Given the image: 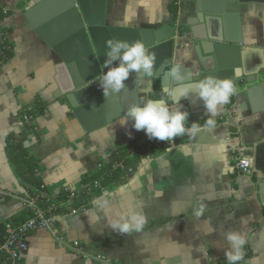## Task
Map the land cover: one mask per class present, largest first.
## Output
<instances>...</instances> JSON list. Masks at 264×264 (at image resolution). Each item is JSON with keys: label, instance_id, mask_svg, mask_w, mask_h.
Instances as JSON below:
<instances>
[{"label": "crops", "instance_id": "crops-1", "mask_svg": "<svg viewBox=\"0 0 264 264\" xmlns=\"http://www.w3.org/2000/svg\"><path fill=\"white\" fill-rule=\"evenodd\" d=\"M28 2L0 0V53L2 26L14 42L13 56L0 63V223L16 220L30 209L26 201L38 196L16 175L7 152L8 136L25 132L22 111L45 105L25 145L40 160L46 195L53 201L80 187L119 145L149 140L146 132L135 130L134 121L120 123L126 115L115 97L108 98L101 115L93 106L84 108L82 121L56 96L60 59L25 18ZM238 2L247 72L264 73V0ZM176 5L175 0H106L105 24L132 29L175 25ZM179 53L194 56L186 44ZM148 98L143 94L139 101ZM232 100L215 118V132L187 135L184 144L172 141L163 153L143 158L108 194L78 208L65 205L70 212L56 215L54 229L30 234L22 264H224L229 230L247 233L251 255L241 264H264V194L257 191L253 172L243 173L236 163L240 153L255 157L264 173V111L253 112L246 96ZM207 119L189 112L188 125L196 122L202 128ZM201 204L207 210L196 220L194 210ZM141 209L148 217L142 233L122 235L110 227Z\"/></svg>", "mask_w": 264, "mask_h": 264}, {"label": "water", "instance_id": "water-1", "mask_svg": "<svg viewBox=\"0 0 264 264\" xmlns=\"http://www.w3.org/2000/svg\"><path fill=\"white\" fill-rule=\"evenodd\" d=\"M178 4L175 25L155 29L106 26V0H29L24 16L59 57L55 66L56 96L62 97L81 120V112L89 106L101 115L108 98L121 100L126 115L130 106L140 102V95L159 98L164 85L179 88L208 76L233 79L238 95L248 98L253 112L264 111V73L247 72L249 60L242 49L238 0H178ZM109 40H142L156 53L155 75L149 78L133 72L123 91L106 97L100 79L107 71ZM183 44L194 51V56L181 57L179 47ZM176 62L183 66L179 82L169 77ZM181 104L195 119L202 120L206 115L204 102L195 93L181 98ZM251 172L257 191L264 194V173L257 161Z\"/></svg>", "mask_w": 264, "mask_h": 264}, {"label": "clouds", "instance_id": "clouds-1", "mask_svg": "<svg viewBox=\"0 0 264 264\" xmlns=\"http://www.w3.org/2000/svg\"><path fill=\"white\" fill-rule=\"evenodd\" d=\"M107 71L100 79V85L107 97L111 93H120L126 88V81L130 74L153 77L156 73L157 56L149 50L142 40L134 42L109 40L106 43ZM183 66L176 62L171 68L169 77L177 82L182 80ZM195 93L204 102L208 119L201 126L193 122L188 127L189 112L183 109L181 98H187ZM239 89L231 78H218L208 76L195 83H185L181 87L164 85L159 98H148L129 107L126 117L120 123L124 126L130 120L134 121L136 131L146 132L149 139L162 142L176 140L177 137L195 135L198 131L215 132L217 128L216 117L221 115L225 107L237 96ZM238 119L241 116L237 117ZM131 135V133H129ZM245 165L254 166L255 157L245 159ZM207 210L201 204L194 210L196 220H200ZM148 224L147 215L141 210L132 211L128 215L113 220L110 227L122 235L142 233ZM228 245L226 260L228 264H241L245 261L248 236L246 232L229 230L224 234Z\"/></svg>", "mask_w": 264, "mask_h": 264}, {"label": "trees", "instance_id": "trees-1", "mask_svg": "<svg viewBox=\"0 0 264 264\" xmlns=\"http://www.w3.org/2000/svg\"><path fill=\"white\" fill-rule=\"evenodd\" d=\"M176 9L179 11L178 0H175ZM175 3V2H174ZM1 9V8H0ZM1 14V10H0ZM0 20L3 17L0 15ZM9 30L2 26L1 37V53L0 63H5L14 54V42L10 40ZM234 100L230 104H233ZM45 105L40 104L34 108H28L21 113V121L25 125V132L20 135L11 134L7 138V152L11 165L16 173L30 188V193L38 195V206L45 211L47 215L66 214L70 212V208L65 205L72 202L74 208L87 205L94 197L102 194L103 188H112L125 182L130 171L134 170L146 156H155L163 153L172 141L162 142L156 139H149L144 145L131 142L122 144L117 147L115 152L104 160L100 168L90 175L83 178L82 184L77 188L76 193L71 198L70 191L61 192L58 201L49 200L46 195V187L40 174V160L30 153L25 145V137L27 132L34 129L35 118L42 114ZM189 127V125H187ZM188 140V136L177 137L174 142L176 144H184ZM34 215L32 210H27L19 215L16 220L9 223H0V264H22L12 259L3 248L8 240V225L18 226L26 222ZM246 258L251 255L249 248L246 246ZM228 264V262L224 263Z\"/></svg>", "mask_w": 264, "mask_h": 264}, {"label": "built area", "instance_id": "built-area-1", "mask_svg": "<svg viewBox=\"0 0 264 264\" xmlns=\"http://www.w3.org/2000/svg\"><path fill=\"white\" fill-rule=\"evenodd\" d=\"M7 12V11H5ZM174 143V142H173ZM247 159L243 153H240L236 158L237 166L243 173L249 174L251 166L245 165L244 161ZM77 189L70 190L71 198L76 193ZM110 188H103L102 194H108ZM28 208L34 212V215L26 222L18 226L8 225V240L3 246L9 256L15 261H23L29 247V236L39 228L54 229V222L57 219L56 215H47L44 210L38 206V196L26 201ZM75 249L82 251L79 246H74ZM83 252V251H82Z\"/></svg>", "mask_w": 264, "mask_h": 264}]
</instances>
